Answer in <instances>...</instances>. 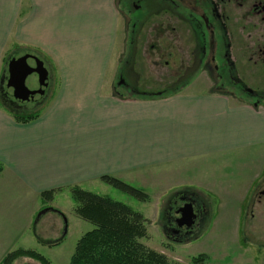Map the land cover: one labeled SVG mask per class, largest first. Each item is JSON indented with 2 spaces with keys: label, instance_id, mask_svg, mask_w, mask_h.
I'll return each instance as SVG.
<instances>
[{
  "label": "crops",
  "instance_id": "1",
  "mask_svg": "<svg viewBox=\"0 0 264 264\" xmlns=\"http://www.w3.org/2000/svg\"><path fill=\"white\" fill-rule=\"evenodd\" d=\"M121 23L117 0H0V77L13 49L43 56L58 76L37 120L18 123L0 107V264L36 240L45 191L91 192L103 176L154 182L195 167L208 184L197 188L243 199L242 207L264 176V104L204 84L157 97L113 94Z\"/></svg>",
  "mask_w": 264,
  "mask_h": 264
},
{
  "label": "rangeland",
  "instance_id": "2",
  "mask_svg": "<svg viewBox=\"0 0 264 264\" xmlns=\"http://www.w3.org/2000/svg\"><path fill=\"white\" fill-rule=\"evenodd\" d=\"M198 2L204 5L205 1ZM127 3L128 0H123L120 5L124 8ZM244 11L247 13L248 8L235 12L234 17L227 22L229 37L226 43L230 46L229 49L226 48L224 39L217 36L215 43L217 59L210 64V69H205L200 64L187 74H183L181 68L186 67V63L189 64L190 61V55L186 56V47L193 49L197 46L195 39L185 35L187 27L177 15H174L175 7L170 0H144L141 12L134 11L130 14L125 19L126 23H121L119 30L124 35V32L125 34L130 32L134 20L147 19L146 29H152L153 33L149 38L148 34L143 35L137 50L131 38L124 36L123 51L119 54L120 69L114 77L113 94L117 96L116 92H119L124 96H134L137 90L147 95L159 93L165 95L183 91L194 85L195 88H202L203 84L212 85L207 80L212 74L213 90L227 92L237 98L254 102L259 95L261 99L258 98L260 102L257 104H264V55L261 56V52L264 53V20H258L259 16L242 19L240 16L245 13ZM22 52L24 51H15L13 56L36 57L44 63L41 76L47 74L48 79L40 86L41 88L46 86V90L39 104L30 103L24 107L19 102L18 105L22 106L21 112L41 114L53 100L58 88V76L43 56L31 51ZM227 52L234 64L232 70L225 59ZM7 64L3 66L6 78ZM183 75L185 77L181 79ZM218 75L222 77L217 82ZM247 90H251L255 97L249 96ZM194 169L195 167H189L190 172L186 174L183 171L165 174L156 177L154 182H150L148 177L143 175L138 176L140 180L132 177L123 180L135 188L144 190L149 196L147 202L138 201L101 181L100 184L91 186V192L126 204L142 214L146 220V237L141 239L140 243L163 255L171 264H264V176L254 185L246 204L238 207L243 199L216 198L212 197L211 193L197 188L206 187L208 184L196 181ZM2 172L3 167L0 174ZM184 183L189 185L186 187L178 185ZM142 186H146L147 189H143ZM72 187L75 186L53 189L57 192L52 200L44 201L41 197L43 201L39 212L41 216L37 215L32 228L36 240L32 238L29 243L20 245L18 250L36 252L50 264H70L79 240L94 229L93 225L77 215L76 203L70 193ZM190 199L196 202L197 222L192 227L190 236L174 239L168 230L178 229L174 223L180 216L178 210L184 204L190 203ZM227 205L237 212H225L222 206ZM60 212L64 214V221ZM60 239H63L60 245L48 247L49 243ZM202 257L204 261H195ZM13 264L42 262L22 256Z\"/></svg>",
  "mask_w": 264,
  "mask_h": 264
},
{
  "label": "trees",
  "instance_id": "3",
  "mask_svg": "<svg viewBox=\"0 0 264 264\" xmlns=\"http://www.w3.org/2000/svg\"><path fill=\"white\" fill-rule=\"evenodd\" d=\"M13 53L5 58L7 64ZM5 78V68L0 77V107L11 114L21 124L36 120L40 113H24L20 111L18 104L7 98L2 91ZM139 96H147L144 93L135 92ZM159 95L153 94L152 97ZM2 167H0V172ZM100 181L109 185L134 199L147 202L149 196L139 188H135L126 182L112 176H103ZM57 190L46 191L41 194L42 199L52 200ZM71 196L76 203V213L84 221L94 226L77 243L70 264H171L161 254L145 247L140 240L146 237V220L139 212L121 202L109 197L97 195L85 191L78 186L70 189ZM50 210H52L50 208ZM63 239L49 243L48 247H56ZM26 256L50 264L40 254L33 251L17 250L9 253L1 264H13L19 257ZM204 261L203 257L195 260Z\"/></svg>",
  "mask_w": 264,
  "mask_h": 264
},
{
  "label": "flooded vegetation",
  "instance_id": "4",
  "mask_svg": "<svg viewBox=\"0 0 264 264\" xmlns=\"http://www.w3.org/2000/svg\"><path fill=\"white\" fill-rule=\"evenodd\" d=\"M174 7H175V14L177 15L183 24L186 25L187 29L185 30V35L190 38H194L196 41V45L193 49L189 46L186 47V56L190 55L189 64L186 63V67L181 68L183 74H187L191 69L196 68L197 65H203L206 69H210V64L215 62L217 59L216 51H215V43L217 42V36H221L224 40L223 42H228L229 37V30L227 26V22L234 17V13L240 12L243 8L247 7V13H243L240 18H251L252 16L257 17L259 16L258 20H264V0H204V5L200 4L198 0H170ZM121 0L120 3H122ZM144 0H128L127 5L123 8L119 1V8L121 10V14L124 18V23H126L127 17L132 14L134 11L141 12V4ZM169 13V10H167ZM165 11V12H167ZM173 13V12H172ZM147 19H136L132 25V29L130 32H126L125 36L131 38L134 47L137 50V46L141 42V38L146 33L147 38L151 37L153 30L148 28L146 29V22ZM236 20V19H235ZM126 30V29H125ZM218 34V35H217ZM145 36V35H144ZM228 46V47H227ZM226 48H230L228 43H226ZM225 59L227 64L229 65L230 69L232 70L234 64L231 62L230 54L227 52L225 53ZM264 55L261 52V56ZM16 58V57H14ZM188 59V57H187ZM264 62V61H263ZM217 70V65L214 66ZM204 71V70H203ZM8 72V67H7ZM202 72V71H201ZM201 72L199 74H201ZM210 72V71H209ZM208 73V71H207ZM205 73L203 72V75ZM9 76V75H8ZM185 75L182 76L183 79ZM222 76L218 75L216 81L218 82ZM197 79V78H196ZM233 79V78H231ZM207 80L213 85L214 84V77L211 78L207 77ZM234 80V79H233ZM8 77L4 78L2 84V91L7 98L14 100V98L8 96L6 94V85H7ZM214 86V85H213ZM247 94L252 98L255 95H252L253 92L251 90H247ZM261 97L258 95L256 96V103L260 102ZM258 99V100H257ZM39 103H35L37 105ZM30 104L23 105L27 107ZM19 107H21L19 105ZM23 110V109H22ZM189 202V201H188ZM194 205L195 210V201L190 199ZM196 215L197 212L195 211ZM198 219V215H197ZM196 219V222H197ZM175 223V222H174ZM177 227V225H176ZM168 233H170L171 237L174 239H180L184 237H188L192 234V228L187 229L186 227L178 228V229H169Z\"/></svg>",
  "mask_w": 264,
  "mask_h": 264
},
{
  "label": "water",
  "instance_id": "5",
  "mask_svg": "<svg viewBox=\"0 0 264 264\" xmlns=\"http://www.w3.org/2000/svg\"><path fill=\"white\" fill-rule=\"evenodd\" d=\"M43 67L42 61L30 55L11 59L8 63L6 94L23 105L39 103L44 98L46 90V86L44 88L40 86L48 79L47 74L44 76L40 74ZM178 214L179 219L175 222L177 228L191 229L195 225L197 215L191 202L184 204L178 210Z\"/></svg>",
  "mask_w": 264,
  "mask_h": 264
}]
</instances>
